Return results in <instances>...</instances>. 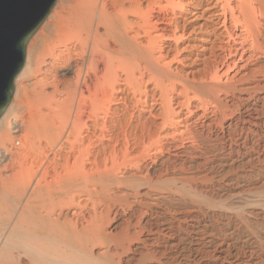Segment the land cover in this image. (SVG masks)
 Masks as SVG:
<instances>
[{"label": "bare ground", "instance_id": "6f19581e", "mask_svg": "<svg viewBox=\"0 0 264 264\" xmlns=\"http://www.w3.org/2000/svg\"><path fill=\"white\" fill-rule=\"evenodd\" d=\"M184 17L191 38L216 31L180 48ZM215 35L242 78L218 100L246 115L192 129L175 96L149 104L139 75L175 79L166 62ZM246 44L254 62L237 57ZM202 81L206 98L224 91ZM129 91L146 94L136 109ZM0 264H264V0H57L0 117Z\"/></svg>", "mask_w": 264, "mask_h": 264}, {"label": "rangeland", "instance_id": "374dc122", "mask_svg": "<svg viewBox=\"0 0 264 264\" xmlns=\"http://www.w3.org/2000/svg\"><path fill=\"white\" fill-rule=\"evenodd\" d=\"M184 19H186L185 17L184 18H181L180 19V21H179V25H180V29H184V31L183 30H179V33H178V35H181L182 34V36L183 37H186V39L184 38H178L179 40H176V44H179L178 46H180V48H182L184 45L182 44V43H187L188 41H193L192 43L194 44V45H198V46H200V44H199V42H197L198 40H195V39H198V38H196V36H200V35H205V32H207V31H211V32H214V30L216 31V29H214V24L213 23H211V22H209V23H207L208 25L204 28V30H203V32H204V34H201V33H203V32H200V34H198V35H196L195 36V34H193L192 35V38L188 35V33L189 32H187V31H190V28H189V24H188V22H187V19H186V22L184 23ZM182 21V22H181ZM186 24H187V26H186ZM211 24H213V25H211ZM184 26H186V27H184ZM211 26V27H210ZM214 26V27H213ZM182 27V28H181ZM209 28V29H208ZM211 28V29H210ZM206 29H208V30H206ZM187 30V31H186ZM184 32V33H183ZM187 35V36H186ZM181 36V37H182ZM180 37V36H179ZM188 37V38H187ZM215 37H217L216 35H215ZM215 37H213V38H211V41H210V44H207V49L209 50V48H210V50H209V52L207 51V49L204 51V52H200V51H202L201 49L199 50V49H196L195 51H193L192 52V54H191V52H190V54L191 55H189L188 53H187V51H185V53H184V51H181V50H178L177 51V53L175 54L176 56H177V54H178V56L176 57H174V63L173 62H170L172 59L170 58V61H167L168 63H173V64H168L167 62H166V64H165V66L167 65V67L166 68H171L172 66V69L176 72V73H174V77L173 78H175V79H172V78H164V79H159V78H157L156 76H154V75H152L153 77H151V76H148V75H150L151 73H148V72H144V73H142V75H139L140 76V83L142 82V91L143 92H145V91H147V94H149L148 96H149V104H152V103H154L156 100H157V106H161L160 108L161 109H164L165 110V106H163V105H165V103H164V99H165V101L166 100H171L174 96V100H176V101H181L180 102V104H181V106H182V110H183V112L184 113H187L186 115H188V118H189V121H188V123L190 124L189 125V127L191 126L192 127V124H193V127L195 128V129H198L199 127H200V124H202V123H200V122H202L203 120H205V121H207L210 117V119L209 120H211V119H213L214 121H213V126H218V127H220V126H222V124H224V122L225 121H227V120H229V119H234V120H237V119H240V120H242V118L244 117V115H246V113L244 112V110H242V108L241 107H239V106H237L236 107V105H233V106H231V105H229V106H227V105H225V107H222L223 106V104L222 103H220V101L218 100V99H220V98H223L225 95H227V96H229V97H232L234 94H236L233 90L231 91L230 89L233 87V86H239L240 85V83H241V80H242V78L241 77H236V78H239V80L238 79H236L235 77L234 78H230V80H229V77H232V76H234V73L236 72V68H235V66L234 65H231L230 66V68L232 69H228V68H226V63L229 61V59L227 58L228 57V51H226V49H224L225 48V46H226V48H228V46H232L231 44H233L234 45V42L233 41H230L231 43H227V44H225V46H224V43L222 42V43H220L219 44V42H220V40L222 41V39L221 38H219V40H218V37H217V39L215 38ZM191 38V40H188V39H190ZM215 39V40H214ZM217 40H218V42H217ZM178 41V42H177ZM183 41V42H182ZM187 41V42H186ZM161 44H162V46H161V44L160 43H158V46H157V48H159V50H162L163 48V40L161 41H159ZM195 42V43H194ZM211 43L213 44V46L211 45ZM219 45H218V44ZM160 44V45H159ZM192 44V45H193ZM229 44V45H228ZM249 44V43H248ZM217 47H216V46ZM210 46V47H209ZM216 48H215V47ZM223 46V47H222ZM235 46V45H234ZM249 46V47H248ZM212 47H213V50H212ZM220 47V48H219ZM224 49V51L227 53H225L224 51H221L222 50V48ZM248 47V48H247ZM154 49L153 50V52L151 51V53H155L156 55L158 54H160L161 55V51H159L158 49ZM162 48V49H161ZM219 48V49H218ZM244 48V49H243ZM243 48L242 47H240L239 45H238V55H237V57H239L240 56V53L241 54H245V56H248L249 57V62H254V60H256V58H257V56H253L252 54H254L255 55V53H252V52H254V50L251 52V50H252V48H251V45H247L246 44V46L244 45L243 46ZM250 48V49H249ZM244 50V52H246V53H243L242 51ZM248 49V50H247ZM157 52H156V51ZM246 50V51H245ZM179 51H181V52H179ZM206 51H207V55H206ZM212 51V52H211ZM219 53H218V52ZM248 51H250V52H248ZM183 52V53H182ZM247 52H248V54H247ZM165 52L163 51V54H164ZM179 53H180V55H179ZM205 53V54H204ZM210 53H213V54H210ZM220 53H221V55H220ZM225 54L224 56L222 55V54ZM188 54V55H187ZM206 56L205 58H207L208 59V61H207V59H204V55ZM212 55L213 56V59H216V60H213L212 59V56H210V55ZM217 54V55H216ZM157 55V56H158ZM159 55V56H160ZM187 55V56H186ZM196 55H199V56H195ZM202 55H203V57H202ZM209 55V56H208ZM254 57H252V56ZM208 56V57H207ZM215 56V57H214ZM184 60L185 58H187V60L188 61H186V59L184 60V61H186V63L185 62H183V60L181 59V58ZM210 57H211V59H210ZM225 57V58H224ZM202 58L204 59V60H206V61H202ZM220 58H223V59H225V60H221V62H220ZM177 59V60H176ZM179 59H180V61H181V64L180 63H178V62H180L179 61ZM189 59H191V60H189ZM193 59H194V61H193ZM198 59V60H197ZM217 59H218V61H217ZM175 60H176V62H175ZM196 60V61H195ZM199 60H200V62H199ZM209 60H210V62H209ZM213 60V61H212ZM162 59H160V61H158V63L159 64H161L162 63ZM189 61H193L192 63L194 64V65H192V63L191 62H189ZM202 61V62H201ZM215 61H216V63H215ZM223 61V62H222ZM199 62V63H198ZM219 62L222 64V66H223V64H224V66H225V68L226 69H224V67L222 68V70L219 72L220 73V75H219V73H218V71L217 70H215L214 71V67L216 66V69H219V68H221L222 66H221V64H219ZM226 62V63H225ZM185 63V64H184ZM198 65V64H200V65H198V66H195L196 64ZM204 63H208V65L209 64H212L211 66H214L213 68L209 65H205ZM215 63V65H213ZM178 64V65H177ZM186 64H188L187 66L188 67H186ZM163 65V63L160 65V66H162ZM171 65V66H170ZM205 65V66H204ZM164 66V67H165ZM177 66V67H176ZM181 66V67H180ZM184 68H183V67ZM192 66V67H191ZM193 66H195V67H193ZM201 66V67H200ZM204 66V67H203ZM210 68H208V67ZM221 66V67H220ZM234 66V67H233ZM190 67V68H189ZM179 68V69H178ZM183 68V69H182ZM185 68H187V69H185ZM193 68H194V70H193ZM203 68H205V69H203ZM208 68V69H207ZM235 68V69H234ZM201 70L202 69V71L203 70H211V72H216L217 74H215L216 75V77L217 76H220L219 78H218V80L219 81H216V77L214 76V74L213 73H211V72H209V71H204V72H200L199 73V70ZM212 69H213V71H212ZM178 70V71H177ZM180 70H182V72L180 73ZM190 72H189V71ZM197 71V74H196V71ZM224 70V71H223ZM230 71V73H229V71ZM195 71V72H194ZM223 71V72H222ZM227 72L228 71V73H226V75H225V73L224 72ZM150 72V71H149ZM183 72H185V73H183ZM194 72V73H193ZM205 72H208L209 74H210V76H209V74H207L209 77H205ZM148 73V74H147ZM190 73V74H189ZM193 73V74H192ZM203 73V74H202ZM221 73H224V75L226 76V77H228L227 78V81H226V77L225 76H223L222 78H221V75H223V74H221ZM145 76H144V75ZM176 74V75H175ZM177 74L179 75V77H177ZM181 74V75H180ZM184 74V75H183ZM185 74H189L188 75V78H186V76H185ZM228 74V75H227ZM183 75V76H182ZM192 75H195L194 76V78H193V76ZM198 75H200V76H198ZM147 76V77H146ZM181 76V77H180ZM191 77V80H190V77ZM211 76H214L215 78H214V80L212 79L213 77H211ZM149 77V78H148ZM199 77V78H198ZM200 77H203V78H200ZM147 78V79H146ZM177 78V79H176ZM179 78V79H178ZM181 78L183 79V80H181ZM188 79L187 80V82L185 83V81H186V79ZM198 78V79H197ZM207 78V79H206ZM222 80H221V79ZM241 78V79H240ZM155 79L159 82L157 85L158 86H156V81H155ZM199 79H201V80H199ZM202 79H203V81H202ZM206 79V80H205ZM209 79V80H208ZM145 80H147V81H145ZM190 80V81H189ZM194 80V81H193ZM214 81L213 82V84L211 83L212 81ZM220 80H221V82H220ZM235 80H237V81H235ZM151 81V82H150ZM183 81H184V83H183ZM199 81V82H198ZM202 81V85L203 84H206L207 82H210V83H207V85H215V86H218L219 84H220V86H221V88L224 90L223 92H219V93H217V94H215L214 96H212V97H209V98H206L207 96H204V95H201V94H199L197 91H196V86H198V85H200V82ZM205 81V83H203ZM216 81V82H215ZM223 81V82H222ZM229 81H232V82H229ZM125 82V83H124ZM124 82H122V83H124V84H122V86H123V88H126V86L127 85H125L126 83H128L126 80L124 81ZM147 82V83H146ZM167 83V84H169V85H167V84H165V83ZM169 82V83H168ZM180 82H182V84L180 83ZM190 82H192V83H190ZM198 82V83H197ZM219 82V83H218ZM227 82H229V83H227ZM235 82V83H234ZM144 83H145V85H144ZM152 83H154V84H152ZM215 83H217V85L215 84ZM227 83V84H226ZM149 84H151V85H149ZM185 86H184V85ZM193 84V85H192ZM156 86L155 88H156V90H154L155 88H152V87H154V86ZM163 85H165V86H163ZM179 86V87H178ZM129 87H131L130 86V84H129ZM129 87L127 88V90H130L129 89ZM163 87H164V89H163ZM165 87H170V88H168L167 90H166V88ZM177 87V88H176ZM146 90H145V89ZM152 88V89H151ZM161 90H160V89ZM178 88L181 90H178ZM226 88H229V89H226ZM132 90V89H131ZM149 90V91H148ZM152 90H154V91H152ZM158 90H160L161 92H159ZM189 91V93L191 94H189V97H187V98H184L183 96H180L179 95V93L180 92H184V91ZM150 91H151V94H150ZM168 91H169V93H170V96H169V93H168ZM171 91V92H170ZM193 91V92H192ZM131 91H129V93H130ZM133 92V91H132ZM130 93V96L131 95H133V98H135L136 96H139V94L137 93V95H135V97H134V94L133 93ZM156 92V93H155ZM162 92H165V95H163L164 93H162ZM168 94H167V93ZM178 94H177V93ZM154 93H155V95H154ZM159 93H162V94H160V97L158 96L159 95ZM177 95H176V94ZM228 93H229V95H228ZM158 94V95H157ZM198 94V95H197ZM223 94V95H222ZM231 94V95H230ZM144 95H146L145 93L144 94H142L141 96H139L140 98H142V101L144 100V98H145V96ZM150 95H153L152 97H154V98H152ZM157 95V96H156ZM163 95V96H162ZM172 95V96H171ZM194 95V96H193ZM220 95V96H219ZM130 96H128V102H127V104H129V107L130 108H132L133 107V109H136V108H138L140 105H142V101H136V103H135V100H138V98L139 97H136L134 100H132L133 98H132V96L130 97ZM178 96V98H176ZM144 97V98H143ZM159 97V98H158ZM169 97V98H168ZM171 97V98H170ZM180 97V98H179ZM220 97V98H219ZM131 100H130V99ZM139 98V99H140ZM158 98V99H157ZM164 98V99H163ZM151 99H153V100H151ZM178 99V100H177ZM183 101H182V100ZM214 99V101L215 102H217V105H216V103L215 102H213L212 100ZM158 100H161V101H158ZM130 101H132V103L130 102ZM195 101V102H194ZM219 102V103H218ZM131 103V104H130ZM215 103V104H214ZM191 104V105H190ZM221 105V106H220ZM188 106H189V110H188ZM199 106V107H198ZM134 107H136V108H134ZM191 107V108H190ZM216 107V108H215ZM221 107V108H220ZM227 107H229V108H227ZM233 107V108H232ZM194 108H196V110L194 109ZM238 108V109H237ZM191 109V110H190ZM231 109H237V110H231ZM164 110H162L163 111V114H165V112H164ZM193 110H194V114H193ZM218 110V111H217ZM190 111H191V113H190ZM196 111V112H195ZM214 111L216 112V113H214ZM243 111V112H242ZM201 114H200V113ZM242 114H241V113ZM196 113V114H195ZM202 113H203V115H202ZM208 115H207V114ZM213 113V114H212ZM199 115V118L198 119H196L197 117H195V115ZM215 114H216V116H215ZM191 115V116H190ZM212 115V116H211ZM238 115H239V118H237L238 117ZM235 116V117H234ZM241 116V117H240ZM185 117V116H184ZM194 117V118H193ZM208 117V119L206 120V118ZM214 117V118H213ZM200 118H201V120H200ZM205 118V119H204ZM223 118V119H222ZM193 120H195V122H193ZM222 120H223V122H222ZM204 121V122H205ZM220 123V124H219ZM197 124V125H196ZM196 126H198L197 128H196ZM190 127V128H191ZM193 127H192V129H193ZM116 134H115V133ZM118 132H119V130H114L112 133L114 134V135H118ZM111 133V134H112ZM121 133H123V132H121L120 131V133H119V135H121V136H119V138H121L123 135L121 134ZM105 135H108L107 133L105 134ZM118 136H116V137H118ZM99 138H101V136L99 137ZM103 138V137H102ZM101 138V140H102V142H100V141H98V142H100L101 143V145H100V143H98L97 145L101 148L102 147V143H104L103 141H105L106 139H102ZM122 140V139H121ZM105 142H107V140L105 141ZM154 147H152V146H150V152L152 153V155H153V153H154ZM150 157L149 156H145L144 157V159H149Z\"/></svg>", "mask_w": 264, "mask_h": 264}, {"label": "water", "instance_id": "95a60500", "mask_svg": "<svg viewBox=\"0 0 264 264\" xmlns=\"http://www.w3.org/2000/svg\"><path fill=\"white\" fill-rule=\"evenodd\" d=\"M57 0H0V117L12 99L26 45Z\"/></svg>", "mask_w": 264, "mask_h": 264}]
</instances>
